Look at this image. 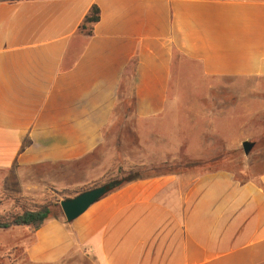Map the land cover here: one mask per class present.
<instances>
[{"label":"crops","instance_id":"0c3cea01","mask_svg":"<svg viewBox=\"0 0 264 264\" xmlns=\"http://www.w3.org/2000/svg\"><path fill=\"white\" fill-rule=\"evenodd\" d=\"M179 70L264 78V0H0V174L42 203L51 186L105 184L114 162L67 177L107 158L108 135L130 119L140 166L176 162ZM26 255L34 264H264V173L132 181L72 222L47 221Z\"/></svg>","mask_w":264,"mask_h":264},{"label":"rangeland","instance_id":"374dc122","mask_svg":"<svg viewBox=\"0 0 264 264\" xmlns=\"http://www.w3.org/2000/svg\"><path fill=\"white\" fill-rule=\"evenodd\" d=\"M177 73L178 110L171 125L172 131L177 133L178 149L173 152L176 162L201 161L202 167L194 172L223 168L233 171L242 180L264 173V78L209 79L199 72L179 70ZM130 89L132 91V87ZM123 105L129 108L131 118L132 95ZM245 141L254 143L249 155L243 149ZM103 152L107 158H96L92 165L89 163L75 170V177L70 175L67 181L84 180L88 173H95L104 164L110 166L112 162L113 169L105 184L137 174L153 175L165 171L164 163L152 167L139 165L145 156L142 155L144 151L139 150L131 119L114 127ZM105 184H74L64 190L51 186L42 203L33 202L26 193L17 192L18 187L11 183L10 177L6 173L0 174V222L27 208L55 206L62 200ZM61 217L65 219L63 214ZM32 234L33 231L26 228L0 231V264H34L26 255L27 239L30 240Z\"/></svg>","mask_w":264,"mask_h":264},{"label":"trees","instance_id":"16d2710c","mask_svg":"<svg viewBox=\"0 0 264 264\" xmlns=\"http://www.w3.org/2000/svg\"><path fill=\"white\" fill-rule=\"evenodd\" d=\"M100 20V9L98 6H93L89 14L86 16L82 28L87 30L89 34L92 33L93 26ZM201 161H183V162H166L163 164L165 171L162 173H156L153 175H142L137 174L134 176H129L124 179L114 180L110 183L115 185L112 188H107L106 194L118 190L122 186L132 181L159 176L161 174L168 173H183V172H193L196 168L202 167ZM155 168V167H154ZM158 169V168H155ZM154 169V170H155ZM208 171V170H207ZM205 172V171H204ZM248 176L243 181L249 180ZM109 184V183H108ZM105 184V185H108ZM81 194V193H80ZM79 195V194H78ZM77 196V195H76ZM63 212L61 210L60 204L55 206L52 205H42L35 209H25L21 213L15 214L10 219L4 222H0V231H7L15 227H28L32 231L40 229L47 221L51 219H58Z\"/></svg>","mask_w":264,"mask_h":264},{"label":"water","instance_id":"95a60500","mask_svg":"<svg viewBox=\"0 0 264 264\" xmlns=\"http://www.w3.org/2000/svg\"><path fill=\"white\" fill-rule=\"evenodd\" d=\"M253 147L254 143L249 141L243 142V149L246 155H249ZM114 185V183H109L108 185L86 190L73 198L62 200L60 207L66 221L72 222L79 218L106 194L107 188H112Z\"/></svg>","mask_w":264,"mask_h":264}]
</instances>
